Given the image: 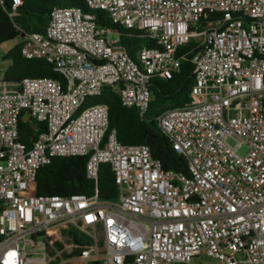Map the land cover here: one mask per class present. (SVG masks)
I'll return each instance as SVG.
<instances>
[{"label": "built area", "instance_id": "obj_1", "mask_svg": "<svg viewBox=\"0 0 264 264\" xmlns=\"http://www.w3.org/2000/svg\"><path fill=\"white\" fill-rule=\"evenodd\" d=\"M83 1L90 12L55 7L43 33L20 36L21 55L45 60L64 83L0 79V264H190L201 254L264 264V0ZM21 5L0 0L10 20ZM94 11L152 46L131 59ZM189 43L190 102L157 119L186 161L177 173L147 146L121 144L106 105L80 107L110 87L143 119L150 82L171 79ZM22 113L44 126L29 144L19 140ZM73 156L87 157L93 194H37V171ZM100 164L116 200L98 196Z\"/></svg>", "mask_w": 264, "mask_h": 264}, {"label": "trees", "instance_id": "obj_2", "mask_svg": "<svg viewBox=\"0 0 264 264\" xmlns=\"http://www.w3.org/2000/svg\"><path fill=\"white\" fill-rule=\"evenodd\" d=\"M8 3V0H6ZM8 6V4H7ZM55 7H78L90 12L83 0H22L18 14L13 19L7 16L0 6V45L19 38V43L4 56L10 65L3 73L6 82L19 83L24 78H52L63 82L62 76L43 59H26L21 55V33H43L50 13ZM96 22L101 26L111 27L120 33V44L129 57L136 60V53L142 47H151L152 43L135 29L126 30L114 26L102 11H94ZM189 43L179 49L187 53L180 63V68L171 79L154 78L150 82L151 99L148 111L143 119L138 117L134 108L123 107L116 90L105 87L97 96L84 100L80 110L87 106L104 104L108 108V131L115 129L117 140L123 145H145L153 158L161 162L162 169L177 173H186L185 159L174 152L168 139L161 132L157 119L166 110L181 108L190 102V89L193 85L192 65L189 58L194 52ZM19 140L29 144L44 126H34L22 113L18 120ZM87 157H55L50 164L41 167L36 174V193L39 195L71 194L92 195L94 181L86 175ZM96 188L99 198L116 200L117 187L109 164H100ZM76 240L78 237L74 236ZM82 239L79 238V241ZM89 264H97L90 262Z\"/></svg>", "mask_w": 264, "mask_h": 264}, {"label": "rangeland", "instance_id": "obj_3", "mask_svg": "<svg viewBox=\"0 0 264 264\" xmlns=\"http://www.w3.org/2000/svg\"><path fill=\"white\" fill-rule=\"evenodd\" d=\"M114 38V36H112ZM19 38H16L14 40L2 43L0 45V79L3 76L4 71L6 70V68L10 65V61L9 60H4L3 56L12 48L14 47L17 43H19ZM89 107V106H87ZM85 107V108H87ZM83 108V109H85ZM229 143L231 145H234V142L229 140ZM247 152V147L245 145H243L241 147V149L238 151L239 155H244ZM190 264H220L219 261H217L216 259L212 258V257H208L205 254H201L197 257H193L190 260Z\"/></svg>", "mask_w": 264, "mask_h": 264}, {"label": "crops", "instance_id": "obj_4", "mask_svg": "<svg viewBox=\"0 0 264 264\" xmlns=\"http://www.w3.org/2000/svg\"><path fill=\"white\" fill-rule=\"evenodd\" d=\"M3 77V76H2ZM2 79V78H1Z\"/></svg>", "mask_w": 264, "mask_h": 264}]
</instances>
